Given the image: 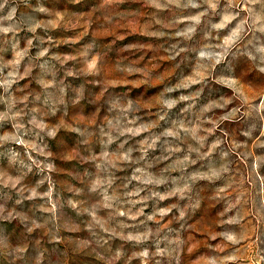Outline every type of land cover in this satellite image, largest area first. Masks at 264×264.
Wrapping results in <instances>:
<instances>
[{"label":"clouds","instance_id":"clouds-1","mask_svg":"<svg viewBox=\"0 0 264 264\" xmlns=\"http://www.w3.org/2000/svg\"><path fill=\"white\" fill-rule=\"evenodd\" d=\"M0 264H264V0H0Z\"/></svg>","mask_w":264,"mask_h":264}]
</instances>
